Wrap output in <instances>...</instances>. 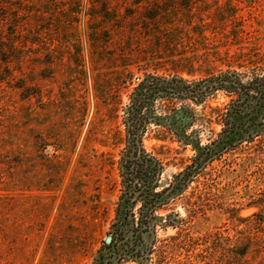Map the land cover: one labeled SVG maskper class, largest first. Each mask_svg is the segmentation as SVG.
I'll list each match as a JSON object with an SVG mask.
<instances>
[{
  "label": "rangeland",
  "instance_id": "1",
  "mask_svg": "<svg viewBox=\"0 0 264 264\" xmlns=\"http://www.w3.org/2000/svg\"><path fill=\"white\" fill-rule=\"evenodd\" d=\"M39 28L44 47L30 40ZM77 37L84 79L70 77ZM122 59L128 80L115 115L100 89L115 93ZM263 72L264 0H0V144L16 148V197L0 206V264H94L122 193L124 107L144 78L236 74L248 82ZM230 100L226 87L203 102L177 98L172 107L187 109L188 121L180 110L165 117L171 105L160 97L145 105L143 147L163 171L160 207L140 246L148 254L156 242V251L128 264H264V104L234 108ZM73 101L85 115L67 140ZM228 116L233 127L224 131Z\"/></svg>",
  "mask_w": 264,
  "mask_h": 264
},
{
  "label": "trees",
  "instance_id": "2",
  "mask_svg": "<svg viewBox=\"0 0 264 264\" xmlns=\"http://www.w3.org/2000/svg\"><path fill=\"white\" fill-rule=\"evenodd\" d=\"M46 8V6H44ZM78 12V10H77ZM41 15V13H40ZM44 28H48L44 26ZM39 28V30L32 31L31 41L44 47L47 43V36L45 35V29ZM102 27H91L89 32V40L92 47L95 48L96 41L99 34V30ZM19 32V31H17ZM77 61L75 65L71 67L70 77H77L84 79L87 77V71L85 68V57L83 54V45L81 37H77ZM95 50H93L94 53ZM49 52L54 54V49H50ZM55 57V56H54ZM57 58L50 60V65L54 66L57 63ZM93 59V56H92ZM116 62V61H115ZM129 63L126 60H121L115 64L118 79H116L115 93L109 94L101 91L100 98L106 101L107 105H113L110 109L115 115H118L119 106L123 103L121 95V84L125 82L123 80L126 66ZM121 76V77H120ZM130 79H132L130 77ZM218 79V80H216ZM128 80V79H127ZM228 88L231 94V100L227 105H232L234 108L240 105H248L249 101L256 99V105L264 104V72L256 73L250 78V81H243L238 75L226 74L225 76L212 77L204 79L198 82L188 81L180 75H150L140 81L130 94V101L125 104L124 110L126 116L125 123V135L124 142H126V148L123 150V157L121 161L123 185L122 193L120 196V202L117 207V214L115 220L112 223V239L110 242L104 241L103 246L99 249V255L95 257L94 264H128V262L137 259L142 256L145 259H153L151 254L156 251V242L148 247V254L145 253V249L140 246V242L143 240V232L151 229V218L154 217L156 210L160 207L157 203V198L161 192L157 191V186L160 181V176L163 171V161L151 152H147L143 147V132L146 129L144 115L145 105L160 97L162 99V105H171L166 107L164 116L169 118L176 111L181 112L183 119L190 120V113L187 109H178L172 107L177 105V98L196 99L197 101H206L210 92L219 88ZM72 102V101H70ZM79 102V101H78ZM83 104L87 101H83ZM86 109V108H85ZM82 112V116L85 112L77 106V103L73 101L69 107L67 127L64 135L67 140H72L78 128V116ZM193 115V113H191ZM227 115V113H226ZM181 116V117H182ZM195 116V115H194ZM183 122V121H182ZM232 117L226 118V127L224 131L232 129L231 123ZM184 121V125H185ZM142 129V130H141ZM141 130V131H140ZM120 133V132H119ZM121 134V133H120ZM120 138V136H119ZM120 141L123 140L121 137ZM219 140H223V137ZM226 141H228L226 139ZM230 144H233L230 142ZM6 150V153L2 151ZM16 148L14 146L5 147L0 144V191L4 193L0 194V206L6 205L7 198L16 197ZM132 153L139 154V158L135 159ZM190 172H181L176 176V179L170 183L172 189L180 187L188 180V176H185ZM139 197L142 198V207L137 212L134 209V204L139 201ZM133 217V223H132ZM183 221V218H178V221ZM170 224H175V219L169 221ZM133 226H132V225ZM247 252V246L242 251L245 255Z\"/></svg>",
  "mask_w": 264,
  "mask_h": 264
},
{
  "label": "water",
  "instance_id": "3",
  "mask_svg": "<svg viewBox=\"0 0 264 264\" xmlns=\"http://www.w3.org/2000/svg\"><path fill=\"white\" fill-rule=\"evenodd\" d=\"M111 239H112V237L110 236V237H108L107 238V242H110L111 241Z\"/></svg>",
  "mask_w": 264,
  "mask_h": 264
}]
</instances>
